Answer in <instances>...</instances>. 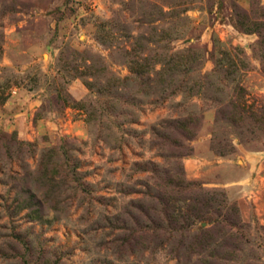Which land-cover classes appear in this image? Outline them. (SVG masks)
<instances>
[{
  "label": "rangeland",
  "instance_id": "obj_1",
  "mask_svg": "<svg viewBox=\"0 0 264 264\" xmlns=\"http://www.w3.org/2000/svg\"><path fill=\"white\" fill-rule=\"evenodd\" d=\"M259 152L264 0H0V264H264Z\"/></svg>",
  "mask_w": 264,
  "mask_h": 264
},
{
  "label": "crops",
  "instance_id": "obj_2",
  "mask_svg": "<svg viewBox=\"0 0 264 264\" xmlns=\"http://www.w3.org/2000/svg\"><path fill=\"white\" fill-rule=\"evenodd\" d=\"M259 153L260 154L255 153V157L259 158L260 160H264V152H259ZM251 183L252 185L257 186L258 188L256 190L258 192L257 194L258 202L256 205V211L260 219L264 221V175L262 174L256 175L255 178L251 180Z\"/></svg>",
  "mask_w": 264,
  "mask_h": 264
}]
</instances>
